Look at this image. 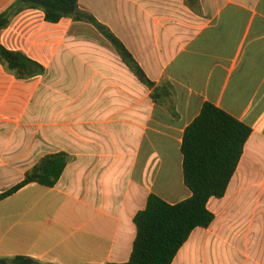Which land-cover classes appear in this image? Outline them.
Here are the masks:
<instances>
[{"label":"crops","instance_id":"obj_1","mask_svg":"<svg viewBox=\"0 0 264 264\" xmlns=\"http://www.w3.org/2000/svg\"><path fill=\"white\" fill-rule=\"evenodd\" d=\"M14 2L0 0V12ZM78 3L123 42L153 86L138 81L102 35L107 47L84 39L94 47L72 50L76 60L68 64L73 86L84 88L83 112L74 111L64 125H44L35 142L24 120L39 79L62 66V34L84 22L48 23L37 9L12 17L0 43L39 62L45 73L18 79L0 64V193L46 154L64 151L72 159L57 184L45 187L50 195L20 212L7 209L38 185L31 183L0 201V260L128 261L133 217L147 196L177 203L191 195L183 182L181 139L210 102L251 133L224 196L207 202L214 219L190 233L171 264H264V0H199L193 8L184 0ZM44 139L55 148L19 167Z\"/></svg>","mask_w":264,"mask_h":264},{"label":"trees","instance_id":"obj_2","mask_svg":"<svg viewBox=\"0 0 264 264\" xmlns=\"http://www.w3.org/2000/svg\"><path fill=\"white\" fill-rule=\"evenodd\" d=\"M184 1L193 8L199 0ZM27 9L42 11L48 23L70 18L90 24L108 41L138 81L148 89L153 86L123 42L93 14L81 9L78 0H16L0 12V31L8 26L12 17ZM0 64L18 79L45 73L39 62L1 43ZM250 133L249 126L205 102L199 114L185 127L180 144L183 182L191 195L177 203H169L150 193L145 207L133 217L136 233L128 261L106 264H171L190 233L197 227H207L214 219L207 202L212 197L224 196ZM71 159L64 151L40 157L19 182L0 193V201L31 183L54 187ZM7 264L41 263L30 256L16 255Z\"/></svg>","mask_w":264,"mask_h":264},{"label":"rangeland","instance_id":"obj_3","mask_svg":"<svg viewBox=\"0 0 264 264\" xmlns=\"http://www.w3.org/2000/svg\"><path fill=\"white\" fill-rule=\"evenodd\" d=\"M12 19L10 21H12ZM48 30L49 29L45 28V31ZM84 39H87L89 43L92 42L101 48L108 46L107 41L89 24H72L62 34L61 47L63 55L60 62L62 66H56V68H52L51 71L40 77V88L36 91L32 101V113L29 115L28 119L24 120L27 126L26 129L31 132L30 134H36L34 135L35 142L36 140L42 139L40 137V132L44 125L48 124L52 126L54 123H56V125H64L68 123L67 119L70 114L83 112L84 105L82 104V100L84 97V88L83 86H73L68 64L71 60H76L75 57L70 56L72 50L94 47L93 45L82 43L81 41ZM70 111L72 112L69 113ZM45 128L47 129V127ZM37 131L39 132V137ZM54 146V142L50 140L46 142L45 140L44 145H38L32 153H28L23 157L24 159L21 160L19 167L22 168L26 166L29 161L35 160L43 153L53 150L55 148ZM25 160L26 162L24 163ZM39 195H50L48 188L40 185L30 186L13 198L7 209L15 208L18 209L16 211L20 212L21 208H26L28 204L35 202Z\"/></svg>","mask_w":264,"mask_h":264},{"label":"water","instance_id":"obj_4","mask_svg":"<svg viewBox=\"0 0 264 264\" xmlns=\"http://www.w3.org/2000/svg\"><path fill=\"white\" fill-rule=\"evenodd\" d=\"M0 264H5V261L4 260H0Z\"/></svg>","mask_w":264,"mask_h":264}]
</instances>
